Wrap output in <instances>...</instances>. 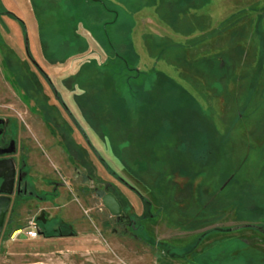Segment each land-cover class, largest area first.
Here are the masks:
<instances>
[{
  "label": "rangeland",
  "instance_id": "obj_1",
  "mask_svg": "<svg viewBox=\"0 0 264 264\" xmlns=\"http://www.w3.org/2000/svg\"><path fill=\"white\" fill-rule=\"evenodd\" d=\"M203 3L0 0V114L39 150L42 198L5 224L0 264H193L209 247L199 264H239L237 241L264 264V0ZM106 192L152 215L143 234ZM38 215L63 236L14 235Z\"/></svg>",
  "mask_w": 264,
  "mask_h": 264
},
{
  "label": "flooded vegetation",
  "instance_id": "obj_2",
  "mask_svg": "<svg viewBox=\"0 0 264 264\" xmlns=\"http://www.w3.org/2000/svg\"><path fill=\"white\" fill-rule=\"evenodd\" d=\"M32 151L37 152V157L40 158L41 154L39 150L30 143L28 136L24 135V130L18 124V122L10 115L0 114V163L2 162L12 163L14 167V173H15L14 181H13V189L10 195L11 199H10L9 206L4 215V222H3L2 230L0 232V239L5 229V224H7V222L9 221L17 222V220H19L18 218L22 213L21 205H23L24 202L31 200V199L39 202L42 199L40 195V191L36 189L35 184H34L35 180L37 179L36 174L31 173V164L29 163V155ZM120 181L122 183H125L123 182V180H120ZM131 191H133V188ZM144 202L146 201L144 200ZM121 210H122V207H121ZM108 215L110 217H114L116 221H121L124 223V225L126 224L127 225L126 229H128V231L131 232L132 234L133 233L137 234L139 231H141L142 232L141 234H143L142 227L144 226L138 223L137 218H140L139 220L152 218L151 214H143V213L139 214V216L137 217L135 215H126L125 217H123L121 213L117 216L111 215L110 213H108ZM32 219H35V221L38 223H42L41 228L37 227L38 235L40 234L41 236L46 237L42 233H47V231L52 232L53 230L55 231V229L59 231L62 229V223L58 220H55V222L52 224L54 225V227H52L51 224H47L43 221V218L41 215H38L37 217L33 216ZM16 230L13 228L10 229L6 233L5 236L8 238L9 237L12 238L13 232ZM262 230L263 231H260V232H261V235L263 236L262 241L264 243V229ZM140 236L141 235H139V239L142 238ZM18 237L20 238V235H18ZM143 238H147L146 235ZM143 238L142 240H144ZM148 238L145 239L146 243H149L152 246L153 243L151 241V238L150 237ZM199 243H201V241H199ZM256 247L253 246L250 250H257L258 248ZM211 248L212 247H209L208 250L207 248H205L206 250L204 249L199 250L198 254H195V256L197 257V259H199V257H201L202 255L207 254V251H209ZM165 251L167 253H171V250H169L168 248ZM202 258H205V257H202ZM249 260H253V259L249 258L248 261ZM193 264H198V263H195L193 260Z\"/></svg>",
  "mask_w": 264,
  "mask_h": 264
},
{
  "label": "water",
  "instance_id": "obj_3",
  "mask_svg": "<svg viewBox=\"0 0 264 264\" xmlns=\"http://www.w3.org/2000/svg\"><path fill=\"white\" fill-rule=\"evenodd\" d=\"M14 174L12 163H0V232L3 227L4 215L11 199ZM102 203L111 215L117 216L121 213V206L113 193L106 192L102 196ZM20 238H26V236L21 233Z\"/></svg>",
  "mask_w": 264,
  "mask_h": 264
},
{
  "label": "trees",
  "instance_id": "obj_4",
  "mask_svg": "<svg viewBox=\"0 0 264 264\" xmlns=\"http://www.w3.org/2000/svg\"><path fill=\"white\" fill-rule=\"evenodd\" d=\"M209 231V230H208ZM210 232V231H209ZM42 233V232H41ZM42 234H44L46 237H51V236H63L62 234H60V232H57V233H53V232H48L47 231V233H42ZM69 235H72V234H69ZM237 250V252L238 253H236L235 255L236 256H234V257H232V259L233 258H235V257H238L239 258V261H235L234 262V260H233V262L234 263H237V262H239V264H245L247 261H248V255H247V251H246V249H247V246L244 244V243H242V242H238L237 241V243H236V246L233 248V247H231L230 248V250ZM230 250H228L227 252H229V254H230ZM231 255V254H230ZM232 256V255H231ZM257 257H260V258H262L260 255H258ZM263 258H264V256H263ZM195 261V263H198L199 264V259H197L196 258V260H194Z\"/></svg>",
  "mask_w": 264,
  "mask_h": 264
},
{
  "label": "crops",
  "instance_id": "obj_5",
  "mask_svg": "<svg viewBox=\"0 0 264 264\" xmlns=\"http://www.w3.org/2000/svg\"><path fill=\"white\" fill-rule=\"evenodd\" d=\"M204 1V0H203ZM203 1H201L200 2V0H197V6H193V7H190V6H188V4H187V10L185 9V15H190V14H198V15H201V14H204L205 12H204V9H205V7H206V3H203ZM204 5H203V4ZM181 13V12H180ZM184 13L182 14L181 13V15H184ZM34 160H35V158L32 156L31 158H30V156H29V163H32V164H34ZM37 237H43V238H45L44 236H41L40 234L37 236ZM37 237H35V238H20V240H24V239H36ZM60 237V236H59ZM224 241V240H223ZM221 242V241H220ZM212 243H214V245H218V243H219V240H215V241H213ZM245 244V243H244ZM252 244V243H251ZM246 245V244H245Z\"/></svg>",
  "mask_w": 264,
  "mask_h": 264
},
{
  "label": "built area",
  "instance_id": "obj_6",
  "mask_svg": "<svg viewBox=\"0 0 264 264\" xmlns=\"http://www.w3.org/2000/svg\"><path fill=\"white\" fill-rule=\"evenodd\" d=\"M21 233H23L27 238H35L38 235L37 226L32 220H30L27 226L18 229L14 235L18 236Z\"/></svg>",
  "mask_w": 264,
  "mask_h": 264
}]
</instances>
